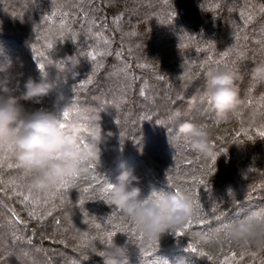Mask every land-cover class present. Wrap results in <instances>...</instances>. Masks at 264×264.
I'll return each mask as SVG.
<instances>
[{"label":"trees","instance_id":"1","mask_svg":"<svg viewBox=\"0 0 264 264\" xmlns=\"http://www.w3.org/2000/svg\"><path fill=\"white\" fill-rule=\"evenodd\" d=\"M75 54L79 64L65 78L62 59ZM262 61L264 0H0V63L10 64L13 85L19 80L23 90L29 77L39 82L40 62L50 79H63L41 104L23 102L25 107L59 112L75 106L83 114L79 140L85 144L89 134L82 128L90 129L99 116L104 131L113 135L99 145V159L85 165L93 168L90 175L114 180L131 170L145 197L153 190L175 191V185L191 188L214 226L220 223L214 210L228 223L264 209V137L258 135L264 128L249 125L246 117L243 123L219 118L202 98L204 70L211 64L234 65L240 97L251 107L264 104V84H254L250 75ZM176 111L180 118L174 121ZM185 121L213 131L222 154L216 162L192 151L177 134ZM2 157L0 152L3 260L106 264L98 254L106 247L93 239L99 230L92 221L106 222L119 209L91 191L83 193L87 198L81 203L85 181L69 189L63 202L52 199L54 191L37 194L22 169L7 167L14 158ZM114 240L123 245L127 237L117 234ZM192 242L169 231L158 238L155 252L151 241L144 243L149 256L139 245L127 244L126 264H213L186 251ZM223 248L216 264H264V251L252 246L248 252L233 244ZM232 252L235 258L225 261Z\"/></svg>","mask_w":264,"mask_h":264},{"label":"clouds","instance_id":"2","mask_svg":"<svg viewBox=\"0 0 264 264\" xmlns=\"http://www.w3.org/2000/svg\"><path fill=\"white\" fill-rule=\"evenodd\" d=\"M62 62L66 78L74 74L79 59L76 54L69 55ZM37 67L41 73L39 82L29 77L23 83V90H20L19 80L13 85L10 64L0 63V74H3L0 78V152L11 155L21 165L25 175L30 177L31 190L47 194L55 191L64 178L80 175L85 165L97 161L99 145L113 133L104 131L98 116L89 129V142L81 145L79 120L83 114L79 110L73 112L70 121H65L63 112L67 106L59 112L45 107L26 108L23 102L41 104L43 98L57 89L63 80L59 76L50 79ZM250 75L254 84H264V61L256 64ZM239 78L234 65L206 66L202 98L219 118L246 117L249 125L264 128V104L249 107L242 101L236 84ZM179 118V111L174 112L172 119L177 121ZM241 122L245 121L241 119ZM176 131L190 142L191 150L201 157L216 162L222 155L213 142L214 133L210 128L185 121L178 125ZM236 144L239 145L238 142ZM109 182L113 186L111 200L123 214L139 224L147 238H159L172 229H179L195 215L194 202L175 191L153 190L150 195L143 196L141 188L136 186L139 178L131 170L122 171ZM228 235L231 243L244 252H248L249 246L264 251V209L239 219ZM104 252L106 264H120L127 254L126 242L121 245L113 240Z\"/></svg>","mask_w":264,"mask_h":264},{"label":"snow or ice","instance_id":"3","mask_svg":"<svg viewBox=\"0 0 264 264\" xmlns=\"http://www.w3.org/2000/svg\"><path fill=\"white\" fill-rule=\"evenodd\" d=\"M54 15L55 13H53V16ZM51 46H52L51 44L48 45L49 48H51ZM225 55H227V53H225ZM91 58L95 60L96 56L92 55ZM47 63L51 65L52 60H48ZM60 66H61L60 64H57V67ZM45 67H46L45 63L43 62L39 63V68L41 69V72L48 74V72L45 71ZM86 82L90 83L91 78L89 77V79ZM262 99H264V97H262ZM76 110L77 109L75 108V106L71 108H67L63 112V117L65 121H70L73 112ZM63 126L64 125L62 124V127ZM202 126L205 127L206 125H202ZM82 131L89 134L88 128H82ZM258 135L264 137V131H260ZM79 143L81 145H86L82 140H79ZM11 158H12L11 155L7 153H3L2 159L4 161H8ZM13 166H15L18 169H21V165H19L16 161L7 164V167L9 168H12ZM211 170L212 169L209 168V172H211ZM93 171L94 170L91 167V165H88L83 169V172L80 175L64 178L60 182L56 190L52 193V199L55 200L58 196L61 202H63L68 196L69 189L77 188L80 181H85L88 186L80 188L82 194L80 195L79 200L81 203H83V201L87 198L86 196L83 195V193H89L91 191L93 194L99 193L100 198L105 200L108 204L115 205L110 198V193L113 187L112 184L109 182V180L106 177L101 178L98 175H90V173H92ZM193 183L200 184L205 187L208 186L207 182L204 179H194ZM174 187H175V192L177 194L185 196L194 202L196 212L195 215L191 219H189L181 228L172 229L171 232L176 237L192 238L193 242L188 244L186 251L197 254L200 257L205 258L206 261H212L213 264H216V262L219 261L220 259V255L224 251L223 245L226 243L229 245L231 249L232 243L228 235V232L234 226V224L241 218L232 220L228 223H224L221 220V216L216 215L214 210L212 213L213 219L220 222L219 226H214L212 225L211 221L207 219L206 215L203 212V209L201 208V204L198 198L193 193L191 188H186L181 185H175ZM153 195L155 196V194ZM28 200L29 197L24 196V201L27 202ZM47 202L48 201H45V203ZM115 208L118 207L115 205ZM92 223L94 224V227L97 230H99L97 236L94 237L93 239H96L99 242V244L102 246L107 247L111 245L114 238L117 237V234H124L127 237L126 245L127 244L139 245L140 246L139 249L141 252H143L144 256L150 255V252L144 251L143 248V245L146 241L152 242L149 245L151 252H155L156 247L158 246V238L150 239L145 237L143 232L140 230L139 224L135 220L129 218L127 215L123 214V212L120 209L119 212H114L113 215L109 216L106 222L96 223L95 220H93ZM218 245L219 247H217ZM204 246H207L210 249V251H205ZM98 254L102 257L105 256L104 251H101ZM82 255H87V252L85 251V253H82ZM250 255L256 256V253L251 252ZM235 256L236 253L232 252L231 256H225L224 260L229 261L235 258ZM243 257H244V253L241 252L240 258L243 259ZM0 264H7V262L3 260L2 256H0ZM121 264H126V257H124L121 260ZM165 264H167V262H165ZM179 264H185V262L181 260L179 261Z\"/></svg>","mask_w":264,"mask_h":264}]
</instances>
